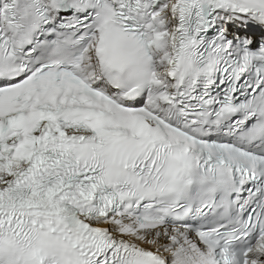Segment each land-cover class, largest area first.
<instances>
[{
    "label": "snow or ice",
    "instance_id": "6c2138e0",
    "mask_svg": "<svg viewBox=\"0 0 264 264\" xmlns=\"http://www.w3.org/2000/svg\"><path fill=\"white\" fill-rule=\"evenodd\" d=\"M0 264H264V0H0Z\"/></svg>",
    "mask_w": 264,
    "mask_h": 264
}]
</instances>
